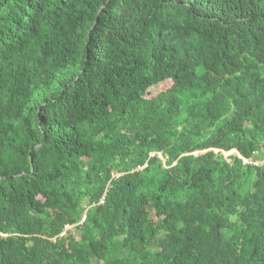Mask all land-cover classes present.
Returning <instances> with one entry per match:
<instances>
[{
	"label": "trees",
	"instance_id": "16d2710c",
	"mask_svg": "<svg viewBox=\"0 0 264 264\" xmlns=\"http://www.w3.org/2000/svg\"><path fill=\"white\" fill-rule=\"evenodd\" d=\"M263 160L264 0H0V264H264Z\"/></svg>",
	"mask_w": 264,
	"mask_h": 264
},
{
	"label": "rangeland",
	"instance_id": "374dc122",
	"mask_svg": "<svg viewBox=\"0 0 264 264\" xmlns=\"http://www.w3.org/2000/svg\"><path fill=\"white\" fill-rule=\"evenodd\" d=\"M171 84V82L169 80L164 81L162 83H159L157 86L151 87L150 89H148V93L146 95V97H151L154 96L157 92L159 91H163L165 90L167 87H169ZM233 151H228V152H223L224 156H228L230 153H232ZM67 229H69L70 227H66Z\"/></svg>",
	"mask_w": 264,
	"mask_h": 264
},
{
	"label": "built area",
	"instance_id": "2783aa9c",
	"mask_svg": "<svg viewBox=\"0 0 264 264\" xmlns=\"http://www.w3.org/2000/svg\"><path fill=\"white\" fill-rule=\"evenodd\" d=\"M254 164H255V165H257V164H259V165L264 164V160H263V161H260V162H256V161H255Z\"/></svg>",
	"mask_w": 264,
	"mask_h": 264
},
{
	"label": "clouds",
	"instance_id": "9594fccd",
	"mask_svg": "<svg viewBox=\"0 0 264 264\" xmlns=\"http://www.w3.org/2000/svg\"><path fill=\"white\" fill-rule=\"evenodd\" d=\"M160 157V156H159ZM226 157V156H225Z\"/></svg>",
	"mask_w": 264,
	"mask_h": 264
},
{
	"label": "water",
	"instance_id": "95a60500",
	"mask_svg": "<svg viewBox=\"0 0 264 264\" xmlns=\"http://www.w3.org/2000/svg\"><path fill=\"white\" fill-rule=\"evenodd\" d=\"M194 154H196V153H194Z\"/></svg>",
	"mask_w": 264,
	"mask_h": 264
}]
</instances>
